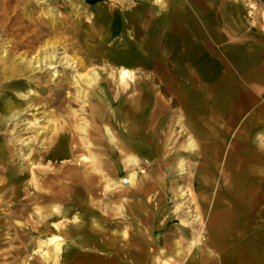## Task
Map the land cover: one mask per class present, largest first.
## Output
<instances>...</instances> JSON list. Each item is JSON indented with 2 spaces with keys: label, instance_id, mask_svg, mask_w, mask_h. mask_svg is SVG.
<instances>
[{
  "label": "rangeland",
  "instance_id": "obj_1",
  "mask_svg": "<svg viewBox=\"0 0 264 264\" xmlns=\"http://www.w3.org/2000/svg\"><path fill=\"white\" fill-rule=\"evenodd\" d=\"M189 7L193 8V17L185 20L187 26L195 21L197 13L202 19L193 28L196 39L200 34L215 49L227 46L233 50L232 39L258 64L255 78L264 77V0H184V11ZM104 9L110 10L108 21L101 17ZM172 12H175L174 0H0V225L10 220L13 223L5 228L0 226V254H10L14 246L24 251L0 264H53L39 253L41 241L52 234L66 238L60 258L61 264H65L69 254L79 259V254L95 251L90 245L83 246L82 234L78 232L81 227L89 225L97 233L108 232L109 220H104L105 228L93 226L92 211L86 215L82 209L85 207L77 203H57L39 193L55 195L73 185L70 174L83 165L75 160L80 153L74 155L72 150L76 146L82 148L85 134L92 139L105 134L102 118L108 115L111 105L103 98L101 88L107 91L114 106L118 102L128 105L139 93L157 92L164 96L166 89L174 88V83L160 81L159 74L156 79L154 63L136 51L149 35L153 20L170 18ZM226 20L230 23L228 26ZM228 31L231 38L226 34ZM5 45L9 51L3 59ZM50 46L56 47L52 65L43 59L45 48ZM31 59L34 66L26 69L25 62ZM232 60L235 62L238 57ZM123 68L134 75L128 78V85L120 77ZM95 71L97 82H90ZM181 75L187 77L188 73ZM174 80L178 82L175 88L178 96L187 81ZM248 90H243L245 95ZM254 90L252 102L249 96L242 102L239 97L240 118L234 115L237 108L234 101L222 110L220 140L226 144V155L248 160L257 173L254 185L245 191L248 207H254L255 211L247 208L246 225L225 233L220 247L224 255L252 252L255 261L264 264V126L258 123L264 117L261 110L264 95L257 88ZM179 118H174L176 125ZM113 130L121 129L117 126ZM257 134H261L258 142L254 138ZM107 145L105 142L95 148L106 152ZM146 163H150L148 159L142 161L137 171L139 183L147 180ZM123 174L125 182H119L113 189L126 190L123 200L129 204L136 200L131 192L140 184L130 183L127 170ZM17 190L25 193L23 198L31 196V200L18 205L14 201L21 197ZM209 192L213 194L214 190ZM168 206L170 203L161 205L160 211ZM12 210H16V215L6 218ZM149 212L153 213V209L146 210L145 214ZM155 219L152 217L148 224ZM115 230L112 227L111 232ZM115 233L120 235L121 229ZM172 242L165 240L160 251L163 253L155 254L150 264H186L188 258L177 254L178 248ZM187 243L183 240L184 248ZM216 253L213 264H220V253Z\"/></svg>",
  "mask_w": 264,
  "mask_h": 264
},
{
  "label": "bare ground",
  "instance_id": "obj_2",
  "mask_svg": "<svg viewBox=\"0 0 264 264\" xmlns=\"http://www.w3.org/2000/svg\"><path fill=\"white\" fill-rule=\"evenodd\" d=\"M174 6L175 12L170 18L153 20L149 35L136 49L140 56L154 63L156 79L159 74L160 81H170L174 88L166 89L164 96L157 92L139 93L128 105L118 102L116 106L107 91L101 88L103 98L111 105L108 115L102 118L105 130L102 129L106 135L109 134L108 137H103L104 134L102 138L92 139L85 134L82 148L76 146L72 150L74 155L80 153L75 160L83 165L70 174L73 185L55 195L39 193L41 197L57 203H77L85 207L82 209L86 215L92 211L93 226L103 225L105 228L104 220H109L108 232L102 230L97 233L88 228L89 225L81 227L78 232L82 234L83 246L90 245L95 251L79 254V259L69 254L65 264H150L165 240H173V246L178 248L177 254L188 258L186 264H213L216 251L220 253V264H258L252 252L221 253V238L225 233L246 225L247 208L255 211L254 207H248L245 191L254 185L256 168L248 160L235 159L233 155L228 158L230 154L226 155V144L220 140V133L224 117L222 110L234 101L237 107L236 111L233 109L234 115L236 119L240 118L239 97L242 102L249 96V102H252L255 86L264 93V79L255 83L258 64L232 39L230 47H235L233 50L227 46L222 50L215 49L200 34L196 39L193 28L202 22L199 14L187 26L185 20L193 17V8L184 11V0H174ZM110 14V10L104 9L101 17L107 20ZM225 23L230 24L228 20ZM230 33L226 32L228 38H231ZM55 50V46L45 48V63L53 64ZM2 51L4 59L9 49L5 45ZM233 57H238V60L234 62ZM25 63L26 69L34 66L32 59ZM182 72L188 76L182 77ZM120 73L126 85L129 84L128 78L134 77L127 68L121 69ZM97 76L95 71L89 81L97 82ZM174 79L187 81L186 85L182 84L179 90L183 92L178 96L175 94L178 82ZM243 88L251 90L245 95ZM178 116L176 125L174 118ZM117 126L122 131L113 130ZM104 141L108 144L106 152L95 148L104 145ZM230 151L228 149L227 153ZM145 159L150 162L145 164L147 180L139 183L136 175ZM124 170L130 172L128 178L132 185L140 184L136 191L131 192L136 200L129 204L123 200L126 190L113 189L119 182H125ZM211 190H214L213 194H210ZM17 193L21 194L20 198L14 199L18 205L31 200V196L23 198L25 193H19V190ZM167 203L170 206L161 212V205ZM151 208L153 213L146 215L145 211ZM14 215L16 210L5 217L11 219ZM152 217L156 218L155 222L148 224ZM114 218L115 225L112 222ZM179 220L180 224L177 223ZM9 224L13 225L12 220L0 226L5 228ZM147 224L150 227L147 228ZM112 227H116L113 233ZM120 229L121 234L117 235L115 232ZM183 240L188 242L186 248ZM66 244L65 237L52 234L41 241L39 253L46 261L61 264ZM22 250L14 246L10 254H0V261L22 255Z\"/></svg>",
  "mask_w": 264,
  "mask_h": 264
},
{
  "label": "crops",
  "instance_id": "obj_3",
  "mask_svg": "<svg viewBox=\"0 0 264 264\" xmlns=\"http://www.w3.org/2000/svg\"><path fill=\"white\" fill-rule=\"evenodd\" d=\"M256 75V74H255ZM255 75H254V77H255ZM261 79H264V77H261V78H258V79H256L255 78V83H257L258 81H260ZM252 89H253V87H251ZM256 87H254V89H255ZM254 94V93H253ZM263 95H264V93H263ZM254 97H255V94H254ZM254 101V100H253ZM262 110H263V112H264V108H262ZM242 112V111H241ZM254 123H255V121H254ZM258 123H261L263 126H264V117L262 118V120H260V121H258ZM253 133V132H252ZM254 135V134H253ZM252 135V136H253ZM247 136L249 137V136H251V133L249 132L248 134H247ZM254 138H255V140H256V142H258V141H260L261 140V134H257V135H255L254 136ZM252 166H254V165H252ZM251 171V170H250ZM252 172V171H251ZM257 173V169H255V174ZM255 176V178H256V175H254Z\"/></svg>",
  "mask_w": 264,
  "mask_h": 264
}]
</instances>
